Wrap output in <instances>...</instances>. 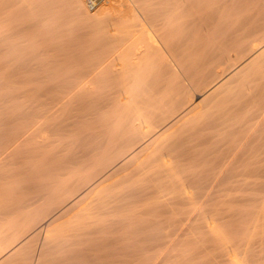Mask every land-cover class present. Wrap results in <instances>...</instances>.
I'll list each match as a JSON object with an SVG mask.
<instances>
[{
    "label": "bare ground",
    "instance_id": "bare-ground-1",
    "mask_svg": "<svg viewBox=\"0 0 264 264\" xmlns=\"http://www.w3.org/2000/svg\"><path fill=\"white\" fill-rule=\"evenodd\" d=\"M26 2L28 3L26 4L25 8L27 7L28 10L33 12L31 18L29 16V21L32 20L33 22L37 23L41 28H37L39 30H42V28L44 29V26L47 25L48 21H50L49 16L47 17L48 14L50 15V13L52 12V16H50V18H54V16H56L55 14H53V12L56 11V6L62 3L65 7H67L65 12H68L72 16V21H74L76 25H82V31L84 30L83 28H85V34H88V32H86L88 31V29H90V32L92 31L93 33H96L93 34L97 36L95 40L98 39L100 41L94 42H97L99 44L104 40L105 42L109 41L110 43H114L115 46L107 52H103L97 56L94 55V58H92L91 55L93 53L91 52L95 51L92 50L95 47L92 49L90 48L92 50L90 52V57L92 59L87 58L86 61L85 59H83L84 62L83 60L80 61L81 59H78V62H81L82 64H79L78 62V64L76 63L77 59L73 55V52L72 54H70V56L72 55L71 57L68 56L69 53L67 54L68 57L66 58L60 56L63 58V61L62 58L61 61L60 59L57 60L59 61L60 65H58L57 62L53 60L55 62L53 66L57 64L58 67L64 66L63 64L65 62V59H67L66 61H68V58H71L72 60H69H71L72 62L69 61V66L67 62V65H65L67 67H60V69H62L61 71L56 66L55 72H59V76H57L58 74H54V76L57 78L53 80L54 83L53 81L51 82L52 85L48 83L50 85L49 86L47 85V83H45L47 87L49 86L47 90L49 89L48 93L50 94V96L51 92L56 95L51 96L53 97L51 99L49 98V94V97H47V95L45 94V96L51 100L48 101V103H45V105L43 106V110L41 109L42 111H40L39 107L36 106V108L39 109L38 111H40L38 113L35 110L36 108L34 107L37 116L36 114L30 115L36 118L35 119L33 117V119L35 120L32 119V121H36L38 120V118H40L43 119L41 123H44L45 120H47L48 118L50 119L51 117L56 115V113H59V111L60 115L64 114L63 112L65 110L63 109V111L61 110V108H63V106L65 107L66 105H68L69 109L71 106H73L72 108L74 109V112L69 113L70 110L68 112L65 111V120H61L62 122L55 125H49L51 127H49L45 123L46 126L44 125L45 127H43L47 129L46 127L48 126L49 130L47 129V131H49L50 135H52L51 138H53L54 136L56 138L60 137L59 140H55L56 138L54 137L53 141H49L50 139L48 134L47 136L41 135L42 133L44 134V132L40 134V138L37 136L38 139L36 143H39L40 147H34L35 149L31 151L34 152L35 150H38L36 152H39L42 156H40L38 153L37 155L39 157L38 159H36V161H38L34 164V166H30V171H25L27 173V177L25 176V179L23 178L24 180L21 179L22 181H20V179L18 180V182L16 181L17 184L12 188L10 187L11 189L5 195H3V199L2 201H0V236H3V238L9 236V238H7L8 240L6 241L7 243L5 242V244H8V241H10L7 247L4 245V243L0 244V250L2 249L1 245L2 247L4 245L6 249L12 245L14 249L25 247V244L26 242H28V240L25 239L26 242L24 240L19 241L21 239V236L23 237L24 235H26V233L28 234V232L32 231L33 227L36 226L37 220L39 222V219L43 218V213H45V218L43 219H46V221L48 220L47 225L48 229L50 230L52 229V227L54 228V225H58L57 222H59L63 217V219H66L65 217L68 215H70L69 218L72 216L74 218L76 217L78 222L77 220H72V218H70L72 221L77 222L74 227L72 226L73 228L68 226L67 223L63 224H66V226H68V232L71 231L68 236L69 239L67 238L68 232L65 231L67 233L65 234L64 232H60L62 230H60L58 233L65 234L62 236L60 235L63 238L59 237V235L56 236V234L54 236L58 237L59 239L61 238L60 240H57L58 242H64V238L68 239L66 240L68 242H66L67 245L73 244L74 241V244H77L76 241H78L79 239H77L76 237L82 238L81 240L84 239L82 241L84 243V241L87 240V237L89 239L91 238L90 240H92L93 237H90L91 235L96 236V234L98 235V233L102 235L101 232H103V228L106 225L111 226V224H116L117 228L120 226V222H122L124 225V222L128 220L130 221L131 218L136 216V213H138L136 210L141 213V209H145L149 203L148 201H151L152 198L153 203H150L156 205V199H154V196H156L157 193L166 188V190L168 191L164 190V193H159V196L161 194H165V192L166 194H168L165 196L163 195V198H161L163 202L161 203L159 199H157L158 201H156L159 202L160 205L164 203V207L170 201L169 204H172L171 206L167 205L165 208L163 207L165 210L169 206L170 210L166 211V209L164 211L161 210L163 208H160V210L157 212L153 211L154 215L148 220H145L146 218L143 217H140L141 219L138 218L140 219V221H138L140 224L142 222L145 223V229L138 228V230L136 226L135 229H137L138 231L135 230L134 232L133 229V232L135 234L137 232L142 234L141 232L142 230H144L143 232L147 233V235H145L146 233L144 235L150 239L149 240L147 239V237L143 236L147 240H145L144 238L140 239V241L143 239L145 240L141 242L142 244L140 243V241H137L138 243H140L138 244L141 245L140 247H134L135 245H137V242L135 243V245H133L134 250H137L139 248L138 250H140V252L138 253L141 254V250H143V255H145V257L142 255L144 257L143 259H139L138 257V260L132 259L134 255L130 257L131 253L129 252L128 254L130 255H127L132 260L137 261H131V259H125L124 257L120 259L118 254H115V257V252L113 251L114 256L112 255L111 259L114 261L112 263H109V261H107V258H110L109 256H107V258H104L103 256V258L101 257L102 259H105L107 261V264H155V262H153L155 260L152 258L153 255H151L150 253L149 256L147 253H149L153 248H157L158 250L161 248V251L165 250V252H168V247L170 246H168V241L170 239L171 243V238H173L172 236L169 238V231L171 230H174L178 235L182 236L197 235L199 238L200 235L202 236L200 237L201 240L202 238L204 239L206 237H208L209 239V236L210 239L218 240V237L220 238L222 235L224 236L228 234L231 228H228L229 230L224 228L226 229L224 231L223 227H219V224V230L222 229L223 231L220 232L222 233L221 236L218 235L219 230L217 228V224L219 219L217 215L219 211L215 208L217 205L213 203L215 205L214 209H210L208 208V206L213 205L212 202L218 200L216 194H219L218 192L220 190L236 187V190L242 191V187H244L245 191L246 187L249 188V190L246 191L253 190V188L255 190L257 188L256 191L258 190L261 192V189L264 187V181L257 180L259 178L264 179L263 176L260 177V174L264 173V128L263 125L259 128L263 129L262 131L258 130L260 132L256 135L257 139L256 136L254 138L255 141L257 140L258 142L256 141L257 143L251 146V149L236 147L231 148V150L228 151V147L226 149V153L223 154L222 148V151L220 150V152L218 151L216 153L217 156L212 154L213 152L215 154L216 151V148L214 150H212L213 148L211 149V144L214 137L216 138V134L214 133L212 135L211 132L213 133V131H215V128L216 130L218 129L216 126H222V124L226 125V123H229V121L232 120L235 116L239 118V114L244 117L243 120H246L247 118V120H249V117H252L250 110L252 109L251 107H253V109H257L255 107H259L260 111H262V107H264V0H103L92 12H90L85 7L83 0H27ZM12 15L13 13L11 14V16ZM63 16L64 14L62 13V15L60 16L61 18L59 17L58 19L62 20L64 18ZM12 17L15 18L17 16L14 15ZM68 23L67 25H69ZM25 26L28 25L26 24ZM50 26H52V24ZM111 26H116L117 29L110 33L108 32V34L106 35L105 32L108 31ZM62 27L64 26L62 25ZM25 28L26 27L22 29L24 31L30 30V28ZM39 30L36 31L38 32ZM45 31L47 32L48 30ZM60 31H57L59 32L58 34H61ZM20 32L22 33V31ZM53 32L55 31H52V34H54ZM57 32H55V34ZM4 36H6L7 38V35ZM182 39L183 44L181 43ZM4 40L7 39L4 38ZM36 40L37 39H35V42ZM55 40L53 41L55 42ZM73 40L74 39H72L71 41ZM82 40L83 42H85L84 39ZM48 41H46V43H48ZM0 42L2 43L3 41ZM56 42H59V40H57ZM109 42L105 44H108L109 46ZM55 44L56 43H54V45ZM84 44L86 43H83V45ZM105 44L103 43V45ZM106 45L104 47H106ZM111 45L113 46V44ZM90 46L93 45L91 44ZM32 47L33 49L35 48L34 46ZM87 48H89L88 45ZM32 51L30 52L33 53ZM75 51L74 54L77 53ZM13 53L15 52H12V54ZM81 53L84 56V52ZM17 54L19 53L17 52ZM46 54L48 55V52ZM65 54L63 53V55ZM22 55L24 56L23 52ZM54 57L56 56L54 55ZM245 57H247V59ZM15 61L16 60H14V62ZM38 62L40 61L38 60ZM37 63L36 65L40 66ZM42 63L43 62H41V64ZM45 63H47V61ZM223 69L225 71L228 70L227 72H229L222 75L225 76L227 74L225 77L221 78V80H219L217 84H214V86H211L208 89H206L205 87V91L200 90L201 92H197V94L193 98H190V95L192 93H190L189 95V92H191L192 90H190L191 88L189 89V87L199 86L198 88H202L200 87L202 86L200 84L203 81H206V79L211 77V75L216 74V72L218 71L221 73V70ZM44 72L45 71H43V73ZM124 73L129 74V78ZM123 74L125 77H127H124L125 80H128L127 84L124 83L125 87L124 85H122L124 88L121 89V80L119 79L118 83L116 81H118L119 77L123 78ZM39 76L41 75L39 74ZM104 76L105 79L107 78L106 80H108V82L110 81V85L107 86L109 87V90L115 91L112 94L109 93V90L106 89L107 87H104V85L102 86V88H105L108 94L105 95L106 92H101V94L103 93L105 95L101 96L99 92L100 96L98 95L95 97V94L100 91L99 86L102 85H100V83L103 82L102 79H104ZM12 78L15 77H11V79ZM47 78L48 77H46V80ZM100 78H102V81H99L100 83L98 86L97 81ZM121 82H123V80ZM208 83H210L211 85V82ZM103 84L105 83L103 82ZM97 86L99 88H97ZM45 88L46 87H44L43 90H45ZM102 91H104V89ZM228 94L230 98L232 97L230 96V94L237 95V99H230L232 100L230 101V106L226 105L228 104V99H225L227 101L225 105L223 104V102L225 101H223L224 99H222L224 98L222 97L224 95H226L227 98ZM39 97L41 96L39 95ZM42 99L44 101V97H41V101ZM211 108L213 110H215L214 108H216V110L212 111ZM217 109V115H213V113L216 112ZM208 110L212 112V116L206 115L208 114ZM263 111L260 113H264ZM34 113L35 112L32 111V114ZM246 114L249 116H247V118L245 119L244 115ZM30 116H27L26 118L31 119ZM238 118L235 117V120L233 119V121H237L236 119ZM230 123L232 122L230 121ZM237 123L240 124L242 122L237 121ZM34 124L36 125V123ZM41 126L42 124L40 125L39 123L38 127L41 128ZM235 126L236 125H234V127ZM226 127L224 128L225 132L227 131L226 129L231 127V125L228 126V128ZM234 127H231L230 129ZM185 128H187L188 130H192V128H194L195 130L191 132H189V130L185 133ZM249 129H251V126ZM234 130L232 131L233 133ZM217 131L221 130L218 129ZM21 135L19 136L21 137ZM217 135L221 136L218 133ZM236 135L239 138V135ZM244 135H240L242 137L241 139L246 136ZM19 136L17 135V137ZM247 136L249 137L250 134H247ZM247 136L246 140L248 138ZM24 137H22L23 142H26V144L29 143L27 140L29 139L27 135H25ZM30 137H32L30 139H33L32 135ZM16 140L18 139H14L13 142H15ZM214 140L216 143L219 141H216L217 139ZM246 140L243 142H246ZM255 141H253V143ZM242 143L239 141L240 145ZM235 144L233 143L232 145L231 143L232 146H234ZM21 145L23 147V144ZM41 148L44 150L43 154L42 152H40L42 150ZM20 150L22 149L16 150V152H19ZM28 151L29 149L24 150V152L22 151L21 153L19 152V159L25 160L27 158L26 153ZM219 153L221 155H219ZM211 154L215 157H209V155ZM7 157H9V154ZM114 158H117V160L119 159L116 164L114 162L115 165H113V162L111 161H114ZM5 160L8 161V159ZM19 162L23 161L19 160ZM0 164L1 166L3 165V163ZM238 164L239 168L240 165L246 166L247 168H241L242 170H240L236 168V165ZM9 168L10 167H8V169ZM254 175L257 179H255V181L252 179L254 181L253 183L248 179ZM250 182L253 184L251 185ZM110 183L111 187H109L110 185L108 186V184ZM14 184L15 183H13V185ZM106 186L110 188L108 191L111 190V194H109V192H106L108 194H99L98 197L93 198V195H96L95 193L99 192V190L101 189H104V187ZM250 186L254 187L250 189ZM112 187L113 189L116 188V191H118L112 193L113 191H115H112ZM119 187L120 190L117 189ZM168 188H172V191L170 192L173 193H170ZM238 188H241L242 190ZM236 190L234 191L238 192ZM227 191L230 192V190ZM263 191L264 188L262 192ZM241 194L242 193H240V196ZM247 194L249 195V192ZM245 195L242 194V196ZM248 195L246 196L248 197ZM166 196H169L167 198L169 201L164 198ZM235 197L237 198V194ZM235 197L231 198L236 201L238 198L236 199ZM247 197L244 198L247 199ZM250 197L252 198V196ZM223 198L224 197H222V199ZM166 200L168 201V203L166 202ZM226 201L228 200L226 199ZM224 203L226 204V202H223V205ZM151 205H149L148 207H150ZM51 206L55 207H53L54 209L52 211L49 210ZM138 207L139 209H137ZM205 207H207L209 210ZM226 209H228V207H226ZM151 210L153 209L151 208ZM224 212L225 211H223V213ZM231 212L233 213V211ZM234 212L237 211L235 210ZM261 212L262 211H259V213H254L250 211V214H255L256 216H258ZM46 213H53V215H50L51 217L47 215L48 217H50L48 218L46 216ZM141 214L143 216V213ZM262 216H264V212H262ZM230 222H232V220ZM62 226L60 227L62 228ZM113 226L115 227V225ZM121 227H123L122 224ZM110 228L106 226L105 230L108 231ZM112 229H110L111 233L116 230L114 229V231H112ZM216 229L218 231H216ZM118 230H116V232ZM40 231L41 228H38L36 229V231H34L35 234H33L37 235L40 233ZM128 231L130 232L131 230ZM215 231L217 235L212 236V234H216L214 233ZM50 232L49 236L47 237L52 240V238L55 237H52V232ZM55 233H57V231ZM176 233H174L173 236ZM33 234L31 233L30 235L34 236ZM148 234L150 235L148 236ZM104 235L105 234L103 233V236ZM50 236L52 238H50ZM99 236H97V238H99ZM70 237L71 239L74 238V241L70 242ZM153 241H158L159 243L156 244L153 243ZM194 241L197 240L195 239ZM22 242L23 244H21ZM32 242H34V240ZM58 242L55 243L59 245ZM47 243L48 241L43 243L42 249L40 248V251H38L39 254L35 256V264H40V261L43 259L42 254H44V252L46 251L45 248L50 247L51 244L53 247H55L53 242L49 243V246L47 245ZM190 243L196 244V242ZM190 243V248H193ZM197 243V246H194L195 249L196 247L202 245L203 242ZM35 244L36 243L31 245ZM87 244L91 245L86 242V245ZM112 244L115 243L111 242L110 244L113 248ZM46 245L47 247L44 248V246ZM58 245H56L57 248L55 247L53 249L52 247L53 251L56 250V252H58V249L61 248L60 246H66V244H64L65 246L63 244L60 246ZM95 245L93 247L95 249V252L99 251L100 247H98L97 245V247L95 248ZM26 246H29V244H26ZM189 246L186 248L190 249ZM103 247L104 246L102 245L101 249ZM171 247L173 248L172 245L170 246V248ZM112 248L111 250H113ZM172 248L171 250H175V248ZM192 248L190 249V252H192ZM78 249L79 247L77 248V250ZM4 250L0 251V257ZM64 250L67 251L65 248H63V250L61 248L57 255L59 254L60 256H63V252L61 253V251ZM70 250L73 251L72 253H74L75 251V249ZM107 250L109 251V253H112V251H110L109 249H106L104 251L107 252ZM114 250H116V248ZM42 251L43 253H41ZM27 253L28 252H26V254ZM69 253L70 252H68V255ZM97 253L101 254L102 252L99 251ZM122 254L123 253H121V256H125L124 254ZM132 254H134V252ZM28 255H31V253ZM64 255H67V253ZM127 255L125 257H127ZM180 255L181 253L177 257H179ZM51 256L52 255L48 257ZM93 256L94 259L97 258H95V255ZM7 257L9 256L7 255ZM32 257H34V254ZM161 257L163 258L162 255ZM166 258L171 259L170 256H167ZM51 259L54 261L52 257ZM74 259L77 258H72V260ZM3 260L0 261L3 262ZM18 260L20 261V259ZM52 260L47 261V263ZM160 261V263H162V259ZM10 262H8V264ZM42 264H45V262H42Z\"/></svg>",
    "mask_w": 264,
    "mask_h": 264
},
{
    "label": "rangeland",
    "instance_id": "rangeland-1",
    "mask_svg": "<svg viewBox=\"0 0 264 264\" xmlns=\"http://www.w3.org/2000/svg\"><path fill=\"white\" fill-rule=\"evenodd\" d=\"M27 0H0V21H1V24H0V36L2 37H0V41H3L2 43L0 42V48L2 49V51H1V49H0V163H3V165L1 166V164H0V175L1 176H3V177H1L0 178V201H2V199H3V195H5L12 187H14L17 183H16V181L18 182V180L20 179V181H22V180H24L25 179V176L27 175V173L25 172V171H27V170H29L30 171V166L32 167V166H34V164L38 161H36V159H38V153L39 152H36V151H38V150H35L34 152H32L33 151V149H35L34 147H40V145H39V143H36V141H37V139H38V137L39 136H41V135H46L47 136V134L49 135V141H53L54 140V137L53 138H51L52 137V135H50V133H49V131H47V129H48V126L49 125H55V124H58V123H60V122H62V121H64L65 120V118H66V114H65V111L66 112H68L69 110L71 111H69V113H73L74 111V109L72 108L73 106H71L70 107V109H69V107H68V105H66L65 107L63 106V108H61V110H63L62 112L65 114H61L60 115V111H59V113H56V115H54L53 117H51L50 119L48 118H46L47 120H45V122L43 123H41V121H43V119H40V118H38V120H36V121H38V122H36V121H32V119H33V117L34 116H30V115H35L36 114V111H37V113L38 112H40V111H42L43 110V106L45 105V103H48V101H50L53 97H51V96H55L56 94H54L53 92H51V96H50V94L48 93L49 92V89L47 90V88H49V86L50 85H52V81L53 80H55L57 77H55L54 76V74L55 75H57L58 73H56L55 72V68H56V66H57V64L58 65H60L59 64V61H57L58 59H60V61H61V58L62 57H60V56H63L64 58H66V57H68V56H70V54H72V52H73V55L76 57V63L80 60V61H82L83 59H85V61H86V59L88 58V59H92V58H94L95 56H97V55H100L101 53H103V52H107L108 50H110L112 47H114L115 45H114V43H110L109 41H101V43H97V42H94V41H100V40H95L96 38H97V36L96 35H93V34H96V33H93L92 31L90 32V29H88V31H86V32H88V34H85V28H83L84 30L82 31V27L81 26H79L78 24L76 25L75 24V22L74 21H72L73 19H72V16L67 12H65L66 11V8L67 7H65L64 6V4H62V3H60V4H58V6H56V8H55V12H53V14H55L56 16H54V18H50V16H52L51 15V13H50V15L48 14L47 15V17L49 16V19H50V21H48L47 22V25L46 26H44L45 28H47V29H43L42 28V30H43V32H42V30H39V29H41L40 28V26H38V24L37 23H35V22H33L32 20L31 21H29L30 19H29V16H30V18H31V16H32V14H33V12L32 11H30V10H28L27 9V7L25 8V6H26V4L29 2H26ZM33 1V0H32ZM31 2V1H30ZM20 3V4H19ZM18 5V6H17ZM17 6V7H16ZM133 7V6H132ZM26 10V11H25ZM28 10V11H27ZM62 12H61V11ZM30 11V12H29ZM16 12V13H15ZM28 12V13H27ZM90 12H92V11H90ZM13 13V15L12 16H17V17H15V18H13L12 16H11V14ZM15 13V14H14ZM60 13V14H59ZM62 13L64 14V18L62 19V20H59L58 18L62 15ZM8 15V16H7ZM83 15V14H82ZM81 15V16H82ZM3 16H4V18H3ZM9 18V19H8ZM11 18V19H10ZM27 18H28V21H27ZM61 18V17H60ZM4 19V20H3ZM3 20V21H2ZM20 20V21H19ZM57 22H56V21ZM22 21V22H21ZM67 21V22H66ZM12 22H14V23H12ZM66 22V23H65ZM69 22V23H68ZM3 23V24H2ZM67 23L69 24V25H67ZM14 24H15V26H14ZM28 25V26H25V25ZM36 24V25H35ZM52 24V26H55V27H52V26H50ZM56 24H58V25H56ZM60 24V25H59ZM64 26V27H62V25ZM73 24H75V25H73ZM13 25V26H12ZM67 25V26H66ZM30 26V27H29ZM33 26V27H32ZM34 26H37V27H34ZM69 26V27H68ZM78 26V27H77ZM5 27V28H4ZM9 27V28H8ZM17 27V28H16ZM24 27H26L25 29H29L30 28V30H23L22 28H24ZM65 27H66V29H65ZM81 27V28H80ZM8 28V29H7ZM36 28V29H35ZM37 28H39V29H37ZM13 29V30H12ZM57 29V30H56ZM68 29V30H67ZM117 29V27L116 26H111L110 27V29L108 30V31H106L105 32V34L107 35L108 34V32L110 33V32H112V31H115ZM2 30V31H1ZM12 32H11V31ZM36 30H39L38 32L36 31ZM45 30H48L47 32L45 31ZM61 30V31H60ZM67 30V31H66ZM18 31H19V33H18ZM20 31H22V33L20 32ZM40 31H41V33H40ZM52 31H55V32H57V31H60V33L61 34H58L59 32H57L56 34H55V32H53L54 34H52ZM66 31V32H65ZM79 31H81V32H79ZM17 32V33H16ZM76 32V33H75ZM83 32V33H82ZM6 33V34H5ZM12 33V34H11ZM75 33V34H74ZM3 34V35H2ZM17 34H19V35H17ZM42 34V35H41ZM49 34H52V35H49ZM58 34V35H57ZM78 34V35H77ZM90 34H92V35H90ZM4 35H7V38H6V36H4ZM62 35V36H61ZM77 36V38H76V36ZM83 35V36H82ZM14 36V37H13ZM92 36V37H91ZM38 37V38H37ZM58 37V38H57ZM60 37H61V40H60ZM63 37V38H62ZM79 37V38H78ZM84 37V38H83ZM87 37V38H86ZM89 37V38H88ZM94 37V38H93ZM4 38L5 39H7V40H4ZM49 38V39H48ZM81 38V39H80ZM85 38H86V40H85ZM92 38H93V41H92ZM35 39H37L36 40V42H35ZM46 39V40H45ZM55 40V39H57V40H59V42H56L57 40H55V42L53 41V40ZM72 39H74L73 41H71ZM82 39H84V41L85 42H83V40ZM33 40V41H32ZM40 40H42V41H40ZM44 40V41H43ZM49 40V41H48ZM70 40V41H69ZM82 40V41H81ZM41 43H40V42ZM46 41H48V43H46ZM52 41H53V43H52ZM76 41V42H75ZM78 41V42H77ZM186 41V40H185ZM185 41H184V43H185ZM35 42V43H34ZM71 42V43H70ZM86 43V44H84L83 45V43ZM110 43V45L111 44H113V46L111 45H109L108 46V44L106 45L105 43ZM32 43V44H31ZM39 45H38V44ZM44 43V44H43ZM54 43H56L55 45H57V46H55L54 45ZM58 43V44H57ZM65 43V44H64ZM103 43L106 45V47H104L105 45H103ZM181 43L183 44V39L181 40ZM3 44V45H2ZM36 44V45H35ZM43 44V45H42ZM66 44H68V45H66ZM93 45V46H90V45ZM96 44H97V47H96ZM30 45H31V47L32 46H34L35 48L33 49V47H32V49H31V47H30ZM49 45V46H48ZM71 45H72V47H71ZM87 45L89 46V48H87ZM99 45V46H98ZM102 45V46H101ZM3 46V47H2ZM11 46H12V48L14 47V48H16V49H12L11 48ZM36 46H38V47H36ZM45 46H46V48H45ZM54 46V47H53ZM85 46V47H84ZM30 47V48H29ZM40 47H41V49H40ZM56 47H57V49H56ZM64 47V48H63ZM80 47V48H79ZM95 47V48H94ZM102 47V48H101ZM36 48H38V49H36ZM73 48H75V49H73ZM83 48V49H82ZM87 50H86V49ZM92 48H94V49H92V50H95V51H93V52H91L92 50L91 49ZM99 48V49H98ZM101 48V49H100ZM107 50H106V49ZM12 49V50H11ZM31 49V50H30ZM45 49H46V51L48 52V55L46 54L47 52L45 51ZM70 49V50H69ZM73 49V50H72ZM82 49V50H81ZM88 49H90V50H88ZM97 49V50H96ZM32 50H35V51H32ZM38 52H37V51ZM41 50V51H40ZM54 50V51H53ZM55 50H56V52H55ZM76 50V51H75ZM30 51H32L33 53H31ZM46 53H45V52ZM58 51V52H57ZM71 51V52H70ZM74 51L75 52H77V53H75L74 54ZM79 51V52H78ZM99 51V52H98ZM12 52H15V53H13L12 54ZM17 52L19 53V54H17ZM22 52L24 53V56L22 55ZM26 52V53H25ZM29 52V53H28ZM43 52V53H42ZM51 52V53H50ZM53 52V53H52ZM81 52H84V56L86 57H84L83 56V54L81 53ZM85 52H87V53H85ZM90 52L91 53H93L91 56H92V58L90 57ZM45 53V54H44ZM55 53V54H54ZM63 53L65 54V55H63ZM69 53V54H68ZM15 54V55H14ZM29 54V55H28ZM56 56V57H54V55ZM57 54V55H56ZM67 54H68V56H67ZM77 54V55H76ZM82 54V55H81ZM19 55H20V57H19ZM42 55V56H41ZM45 55V56H44ZM89 55V56H88ZM95 55V56H94ZM249 55H251V54H249ZM24 58H23V57ZM28 58H27V57ZM72 56V55H71ZM70 56V57H71ZM23 59H22V58ZM48 57V58H47ZM78 57V58H77ZM248 57V56H247ZM247 57H245L246 59H247ZM250 57V56H249ZM20 58V59H19ZM51 58H53V59H51ZM54 58H57V59H54ZM73 58V57H72ZM41 59H42V61H41ZM46 59V60H45ZM48 59H49V61H48ZM69 59H71V58H68V61H66L67 59H65L64 61V66L65 65H67V62H68V66H69V61L70 62H72L71 60H69ZM74 59V58H73ZM79 59V60H78ZM14 60H16L15 62H14ZM34 60V61H33ZM38 60L40 61V62H38ZM55 62H57V64H55L54 66H53V64L55 63ZM47 61V63H45ZM53 61V62H52ZM62 61H63V58H62ZM75 61V60H74ZM73 61V62H74ZM38 64V65H40V66H37L36 65V63ZM41 62H43L42 64H41ZM83 62H84V60H83ZM35 63V64H34ZM50 63V64H49ZM75 63V64H76ZM79 63V62H78ZM77 63V64H78ZM81 63V62H80ZM79 63V64H80ZM61 64H62V62H61ZM71 64V63H70ZM82 64V63H81ZM33 65V66H32ZM74 65V64H73ZM35 66H37V67H35ZM42 66H43V68H42ZM64 66H57V68L61 71L62 69H60V67H64ZM71 66V65H70ZM12 67H14V68H12ZM18 67H19V69H18ZM52 67V68H51ZM65 67H67V66H65ZM8 68V69H7ZM16 69H18V70H16ZM37 69V70H36ZM39 69V70H38ZM226 69V68H225ZM8 70H10V71H8ZM12 70H14V71H12ZM48 70V71H47ZM52 70H54V71H52ZM17 71V72H16ZM21 71V72H20ZM38 71V72H37ZM43 71H45L44 73H43ZM228 70H221V73L218 71V72H216V74H214V75H211V77H209L208 79H206V81H203L200 85H202V86H200V87H202V88H198L197 86H192V87H189V89L190 90H192L191 92H189V95H190V93H192L191 95H190V98H193L196 94H197V92L199 93V91L200 90H203V91H205V87H206V89H208V88H210L211 86H214V84H217L218 82H219V80H221V78H223V77H225V76H222L223 74H225V73H229V72H227ZM26 72V73H25ZM19 73H21V74H19ZM43 73V74H42ZM218 73H220V74H218ZM39 74L41 75V76H39ZM125 74V73H124ZM124 74H123V78L122 77H119L118 78V81H116L117 83L119 82V79L122 81L123 80V82H121L120 81V83H121V86L122 85H124V83L125 84H127V80L128 79H126L125 80V78H127V77H125L124 76ZM14 75V76H13ZM125 75H127L128 76V78H129V74H125ZM221 75V76H220ZM38 78H37V77ZM57 76H59V74L57 75ZM11 77H15V78H12L11 79ZM42 77V78H41ZM46 77H48L47 78V80H46ZM125 77V78H124ZM7 78V79H6ZM41 78V79H40ZM104 79H102V78H100L97 82H98V86H99V81H102L103 80V82L105 83V84H103V82L102 83H100V85L101 86H99L100 87V91H98L96 94H95V97L96 96H100V94H101V92H103V93H105L106 92V90H105V88H102V86H104V87H107V86H109L110 84H109V82H108V80H106L105 79V76L103 77ZM9 79V80H8ZM14 79V80H13ZM16 79V80H15ZM20 79V80H19ZM22 79V80H21ZM102 79V80H101ZM213 81H212V80ZM42 80H44V81H42ZM106 80V81H105ZM208 80H211V81H208ZM215 81V82H214ZM40 82V83H39ZM42 82V83H41ZM96 82V83H97ZM208 82H211V85H210V83H208ZM38 83H39V86H38ZM44 83V84H43ZM45 83H47V85H49L48 87H47V85L45 84ZM49 83V84H48ZM53 83H54V81H53ZM123 83V84H122ZM209 85H208V84ZM213 83V84H212ZM264 83V82H263ZM111 84H112V82H111ZM203 84H205V85H203ZM41 85H42V87H41ZM208 85V86H207ZM97 86V88H99ZM120 86V88L121 89H123L124 87H125V85H124V87L122 86L121 87ZM38 87H40V88H38ZM44 87H46L45 88V90H43L44 89ZM111 88V87H110ZM42 90V92H41V90ZM104 89V91H102ZM106 89H108L109 90V87H107ZM196 89V90H195ZM98 90V89H97ZM189 90V91H190ZM37 91H39V92H37ZM115 90H109L108 92L109 93H113ZM202 91V92H203ZM45 92V93H44ZM99 92H100V94H99ZM201 92V91H200ZM41 93H42V95H41ZM101 94V96H105L106 94H108L107 92L105 93V95L104 94ZM45 94L47 95V97H49V98H51V99H49V98H47L46 96H45ZM48 94H49V96H48ZM234 94V93H233ZM233 94H230V96H232L231 98L229 97V94H228V96H227V98H226V95H224V96H222V97H224V98H222V99H224L223 101H225V102H223V104L225 105V103H227V99H228V104H226L227 106H230L231 105V103H230V101H232L233 99H237V95H236V97H235V95H233ZM39 95L43 98L44 97V101H43V99H42V101H41V97H39ZM234 96V97H233ZM239 96V95H238ZM39 97V98H38ZM38 98V99H37ZM226 99V100H225ZM230 99H232V100H230ZM39 100V101H38ZM47 100V101H46ZM42 103H41V102ZM39 102V103H38ZM40 104V105H39ZM42 105V106H41ZM223 105V106H224ZM36 106H38L39 107V109H40V111H38L39 109L38 108H36ZM34 107L36 108L35 110H34ZM41 107V108H40ZM213 108V107H212ZM211 108V109H212ZM252 109H253V107H251ZM255 108H257V109H250L251 110V115H252V117L250 116L249 117V120H247L248 118H247V116H249V115H244L245 116V119L246 120H243V116H241L240 114L238 115L239 116V118L237 117V116H235L236 118H238V119H236L238 122H242V123H244V124H242V123H237V121H233V119L235 120V117L232 119V120H230L232 123H230V121H229V123L227 122L226 123V125H227V127H226V125L225 124H222V126H216L219 130H221V131H217L216 130V128L214 129L218 134H220L221 136H219V135H217V133L215 132V131H213V133L211 132V134L213 135L214 133L216 134L215 136H216V138L214 137V139H217L216 141H218L217 143L215 142V140L213 139V142H212V144H211V149L212 150H214L215 148V154H214V152L212 153L213 155H215V156H217L216 155V153L219 151L220 152V150L222 149L223 150V154H225L226 153V149L228 148V151L229 150H231V148H236V147H241V148H245V149H251V146H253V145H255L257 142L255 141V136L257 135V133H259L260 131H258V130H261L262 131V129L264 128V113H260V112H262L263 111V109H264V107H262V111H260V108L259 107H255ZM259 108V109H258ZM42 109V110H41ZM67 109V110H66ZM215 110H216V108H214ZM215 110H213L212 109V111H215ZM257 110H259V111H257ZM32 111L33 112H35L34 114H32ZM253 112H254V114H253ZM264 112V111H263ZM29 113V114H28ZM68 113V114H69ZM206 113V112H205ZM215 113V114H214ZM213 113V115H217V113H218V109H217V111L216 112H214ZM212 114V112L210 111V110H208V114H206V115H208V116H212L211 115ZM64 115V116H63ZM243 115V114H242ZM31 117V119L30 118H26V117ZM36 116H37V114H36ZM260 116H262V117H260ZM254 117V118H253ZM35 118V117H34ZM62 118V119H61ZM250 118H251V120H250ZM36 119V118H35ZM35 119H33V120H35ZM53 119V120H52ZM59 119H60V121H59ZM243 121H242V120ZM259 119V120H258ZM40 120V121H39ZM62 120V121H61ZM256 120V121H255ZM244 121H247V122H244ZM254 121V122H253ZM36 123V125L34 124V123ZM51 122H52V124H51ZM250 122V123H249ZM251 122H253V123H251ZM39 123H40V125L42 124V126H41V128H44L45 126H46V124L48 125L46 128L47 129H41V128H39L38 127V125H39ZM46 123V124H45ZM235 123V124H234ZM248 123H249V125H248ZM229 124V125H228ZM45 125V126H44ZM231 125V127H234V125H236L234 128H232V129H230V128H228V126H230ZM243 125V126H242ZM244 125H245V128H244ZM253 125V126H252ZM262 125H263V128H261V129H259L260 127H262ZM44 126V127H43ZM226 128H228V129H226L227 131L225 132V127ZM239 128H238V127ZM246 126H248L249 128H250V126H251V129H249L248 127H246ZM49 127H51V126H49ZM186 127H188V126H186ZM190 127V126H189ZM224 127V128H223ZM237 130H236V129ZM255 128V129H254ZM187 128H185V130H186ZM236 130V132H235V130ZM28 130V131H27ZM49 130V129H48ZM184 130V129H183ZM184 130V132L186 133V132H188L189 130L187 129L186 131ZM193 130H195L194 128H192V130H190L189 132H191V131H193ZM234 130V133L232 132ZM229 131H230V133H229ZM25 134H24V133ZM30 134H29V133ZM39 132V133H38ZM42 132H44V134L42 133ZM224 132V133H223ZM34 135H33V134ZM39 135H38V134ZM42 133V134H41ZM238 134L239 135V138H238V136L236 135V134ZM22 134V135H21ZM41 134V135H40ZM189 134V133H188ZM224 136H223V135ZM246 135L247 136V134L249 135L250 134V138L248 137L247 138V140H246V136L243 138V139H245L246 140V142H243V141H245V140H243V139H241L242 137L240 136V135ZM17 135L19 136V135H21V137H20V139H19V137H17ZM25 135H27V137L30 139V138H32V137H30L31 135L33 136V139H30V141H29V139H27L28 140V142L29 143H27L26 144V142H23V140H22V137H24ZM29 135V136H28ZM36 135V136H35ZM185 135V134H184ZM187 135V134H186ZM38 136V137H37ZM237 136V137H236ZM17 137V138H16ZM36 137V138H35ZM221 137V138H220ZM35 138V139H34ZM40 138V137H39ZM56 138V137H55ZM60 138V137H59ZM59 138L57 137L55 140H59ZM230 138V139H229ZM14 139H18V140H16L15 142H13L14 141ZM24 139H25V137H24ZM225 141H223V140ZM233 139V140H232ZM256 139H257V136H256ZM221 140H222V142H221ZM263 140V139H262ZM18 141H19V143H18ZM239 141L242 143L241 145L239 144ZM253 141H255L254 143H253ZM12 142V143H11ZM20 142H21V144H23V147H22V145L20 144ZM240 145H238L237 143ZM218 145V147H217V145ZM219 143V144H218ZM231 143H232V145H233V143L235 144L234 146H232L231 145ZM26 144V145H25ZM37 144V145H36ZM216 146H215V145ZM250 144V145H249ZM25 145V146H24ZM221 145V146H220ZM237 145V146H236ZM245 145H247V146H245ZM14 146H15V148H14ZM21 146V147H20ZM18 147V148H17ZM37 147V148H38ZM8 148V149H7ZM29 149V151L26 153V156H27V158L25 159V160H21V159H19V157H20V154H19V152L21 153L22 151L24 152V150H28ZM9 149H11V150H9ZM15 149V150H14ZM19 149H22V150H20L19 152H16V150H19ZM42 149V148H41ZM32 150V151H31ZM211 150V151H212ZM221 150V151H222ZM6 151H7V153H6ZM14 151V152H13ZM31 151V152H30ZM40 151V150H39ZM44 150L42 149L40 152H42V154L44 153L43 152ZM6 153V154H5ZM19 155H18V154ZM31 153H33V154H31ZM8 154H9V157H7L8 156ZM16 156H15V155ZM28 154V155H27ZM30 154V155H29ZM212 154L211 155H209V157H215V156H212ZM7 155V156H6ZM22 155V154H21ZM33 155V156H32ZM39 155H40V153H39ZM219 155H221L220 153H219ZM218 155V156H219ZM6 156V157H5ZM13 156H15V157H13ZM40 156H42V155H40ZM11 157H12V159H11ZM18 157V158H17ZM35 157V158H34ZM41 158V157H40ZM5 159H8V161L7 160H5ZM20 161H23V162H19V160ZM4 160V161H3ZM28 160H30V161H28ZM3 161V162H2ZM113 163V165H115L118 161H119V159L117 160V158L115 159L114 158V161L113 160H111ZM12 162V163H11ZM20 164H19V163ZM114 162H115V164H114ZM6 163V164H5ZM9 163V164H8ZM30 165H29V164ZM33 163V164H32ZM15 164V165H14ZM109 164V163H108ZM110 164H111V162H110ZM6 165V166H5ZM113 165H111V166H113ZM6 168H5V167ZM13 166V167H12ZM27 166H29V167H27ZM110 166V167H111ZM237 167L236 168H238V169H240V170H242V169H245V167L246 166H241L240 165V168L238 167L239 166V164L238 165H236ZM8 167H10L9 169H8ZM109 167V168H110ZM4 168V169H3ZM27 168V169H26ZM242 168V169H241ZM247 168V167H246ZM3 169V170H2ZM32 170V169H31ZM5 171V172H4ZM3 172V173H2ZM26 173V174H25ZM30 173V172H29ZM3 174V175H2ZM263 174V175H262ZM255 176V175H254ZM254 176H252V177H250L248 180H251L253 183H254V181H255V179H257L256 178V176L254 177ZM261 176H263L264 177V173H261L260 174V177ZM27 177V176H26ZM259 177V176H258ZM24 178V179H23ZM22 179V180H21ZM254 181H253V180ZM264 181V179L263 178H259L257 181ZM13 183H15L14 185H13ZM251 183V182H250ZM253 183H251V185L253 184ZM11 185H13V186H11ZM110 185V186H109ZM113 185V184H112ZM108 186L109 187H111V183L110 184H108ZM254 186H255V184H254ZM253 186V187H254ZM11 187V188H10ZM249 187V186H248ZM251 188L250 189H252L253 187L252 186H250ZM255 188H256V186H255ZM264 188V187H263ZM263 188L261 189V192L260 191H256V189L254 190V188H253V190H250V191H246V190H249V188H246L245 187V191H244V187H242V189L241 188H238V189H240V190H242V191H239V190H236V187L235 188H231V189H224V190H220L218 193L219 194H216L217 196V199L218 200H215L214 202H212V204L214 203V204H216L217 206L215 207V205L213 204V205H209L208 206V208H213L214 209V207L219 211L218 212V215H217V217H218V219H219V221H218V224H217V228H218V225H219V227L220 228H222L223 227V230L225 231L226 229L227 230H229L230 228H231V230H230V232L228 233V234H226V235H222V233H220L221 231H223L222 229H220L219 230V228H218V230H219V233H218V235L219 236H221L220 238L218 237V240H213V239H210V236H209V239H208V237H206V238H202V240L200 239V237H202V236H200L199 235V238H198V236L197 235H191V236H188V235H184V236H182V235H178L174 230H171V231H169L170 232V234H169V238L172 236L173 238H171V243H170V239H169V241H168V246L170 245H172L173 246V248H175V250L173 249V250H171V248H170V246L168 247V252H165V250H163V251H161L160 249L158 250L157 248H153L149 253H147L148 255L151 253V255H153V259L155 260V261H153V262H155V264H264V216H262V212H264V191L262 192V190H263ZM105 189V190H104ZM104 189H101V190H99V192H97V193H95L96 195H93V198L94 197H98L99 196V194L100 195H105V194H108V193H106V192H109V194H111L110 192H111V190L110 191H108L110 188H108L107 186L106 187H104ZM117 189H119L120 190V187L119 188H117ZM122 189V188H121ZM167 189V188H166ZM166 189H164L165 191H168V190H166ZM169 189V188H168ZM232 189H234V190H236V191H238V192H235L234 190H232ZM104 190V191H103ZM113 190H115V191H113ZM164 190H162V191H160L161 193H164ZM226 190V191H225ZM227 190H230V192L229 191H227ZM5 191V192H4ZM101 191V192H100ZM112 193H115V192H117L116 191V188H114L113 189V187H112ZM170 191H172V188H170L169 189V192ZM231 191H233V192H231ZM159 192V193H160ZM168 192V193H169ZM228 192V193H227ZM243 192H246V193H243ZM249 192V195L247 194ZM159 193H157L156 194V196H154L155 198L154 199H159V201L162 203L163 202V200L161 199V198H163V195L165 196V195H168V194H166V192H165V194H161L160 196H159ZM170 193H173V192H170ZM231 193H232V195L233 194H235V195H231ZM240 193H242L243 195H248V197H249V200H248V197L245 195V196H242V194H241V196H240ZM256 193V194H255ZM236 194H237V198L235 197L236 196ZM250 196H252V198L250 197ZM157 197H159V198H157ZM169 196H166V197H164V198H168ZM221 197V198H220ZM222 197H224L223 199H222ZM236 198L237 200L236 201H238V202H236L234 199H232V198ZM247 197V199H245V198ZM228 200V201H226V199ZM220 199V200H219ZM240 199V200H239ZM243 199V200H242ZM152 200H153V198L151 199V201L149 200L148 202V205L146 206V208L145 209H141V213H143V216H142V214L138 211V210H136L138 213H136V211H135V213H136V216H134L133 218H131L130 219V221L132 222V224H131V222L128 220V221H126V222H124V225H123V223L122 222H120V226L117 228L116 227V224H113V225H115V227L111 224V226L110 225H106L108 228H110V227H112V228H110V229H112V231H114V229H116V230H118L117 232H116V230L114 231V232H112L111 233V230L109 229H107L108 231H109V233H108V231H106L105 230V228H106V226H104V230H103V232H101L102 233V235L101 234H99L98 233V235L96 234V236L95 235H91L90 237H93V238H95V239H93L92 238V240H90L88 237L86 238L87 240L86 241H84V243L82 242L83 240H81L82 238H78V237H76L77 239H79L78 241H76L77 242V244H74L75 243V241L73 240V239H71V237H70V239H71V241L70 242H72V241H74V243L73 244H68L67 245V241L66 240H68L69 239V234H70V232H68V226H70V227H74L76 224H77V222H78V220H77V218L75 217H73L72 215V217H70V218H72V220H77V222H75V221H72L70 218H69V216L70 215H68V216H66L65 218L66 219H61L59 222H57L58 223V225L56 226V225H54V228L52 227V229L50 230V229H48V223H47V221H46V219H43V218H45L44 216H45V213H43L42 215V217L43 218H40L39 219V222H40V224H39V222H38V220H37V223H36V226H34L33 227V229H32V231H30L32 234L34 233V231H36V229H38V228H41V231H40V233L39 234H41V235H39V234H37V235H34V236H32V235H30L31 233L30 232H28V234L26 233V235H24L23 237L21 236V239L19 240V241H22V240H24L25 242H26V240H28V242H26V244L28 245L29 244V246H26V244H25V247H20V248H17V249H14L13 248V245L12 246H9L7 249H6V247L8 246V244H9V241H8V244H5V242L8 240L7 238H9V236L8 237H4L3 238V236H0V240H1V243L0 244H2V243H4V245L6 246H4L3 245V247H2V245H1V250H4V247H5V250H4V252L1 254V257H0V260L2 261L4 258L5 259H10L11 260V262H10V260H3V262H1L0 264H8V262H10L11 264H35V256L37 255V254H39L38 253V251H40V248L42 249V246H43V243H45V242H47L48 241V243H47V245L49 244V243H51V242H53L54 243V245H55V247H56V245H58L57 243H55V242H58L57 240H60L61 238H63V237H61L62 235H65V234H67L66 232H68V235H67V238L68 239H66V238H64V242H58L59 243V245L58 246H60V245H64V244H66V246L65 247H63V246H60L61 248H62V250H63V248H65L67 251H61V253L63 254V256L61 255H57V253L61 250V248L60 247H58V248H60V249H58V252H56V250H54L53 251V249L55 248V247H53L52 246V244L50 245V247H47V245L46 246H44V248L45 247H47V248H45V250H43V251H45L44 252V254H42L43 256H42V260L40 261V264H42V262H45V264H50L51 262V264H101V263H103V264H107V261H109V263L111 262H113L114 260H112L111 258V256L113 255V251L115 252L114 253V255L116 254H118V256L120 257V259L122 258V257H124L125 259H131L130 257H132L133 255V257H132V259H137L138 260V258L139 259H143L144 257H145V255H143L144 253V251L143 250H141L142 251V253L140 254V253H138V252H140V250H134V247H140L141 245H138V244H140L141 242H143V241H145V240H147V239H149L147 236H145V235H147V233L145 234L143 231L144 230H142V234H140L139 232H137L136 234L134 233L135 232V230H137L138 228H144L145 229V223L144 222H142L141 224L138 222V221H140V219L143 217V218H146L145 220H148V219H150V218H152V216L154 215V212L156 211H159L160 210V208H163L164 207V203L163 204H161L160 205V203L159 202H157L156 200H155V202H156V205L154 204H152L153 202H152ZM168 200V199H167ZM166 200V202L168 203V201ZM246 203H245V202ZM150 202H152V203H150ZM154 202V203H155ZM219 202H221V203H219ZM223 202H226V204L224 203V205H223ZM169 203H170V201H169ZM167 204V205H170V204ZM153 206H152V205ZM160 206H159V205ZM220 204V205H219ZM245 204V205H244ZM149 205H151L150 207H148ZM167 205H165V207L167 206ZM172 205V204H171ZM170 205V206H171ZM54 206H51L50 207V211H52L54 208H53ZM99 207H100V205H99ZM156 207V208H155ZM164 207V208H165ZM169 207V206H168ZM168 207L165 209L166 211H169L170 210V207H169V209H168ZM221 207V208H220ZM226 207H228V209H226ZM231 207V208H230ZM141 208V207H140ZM151 208L153 209V210H151ZM154 208H155V210H154ZM164 208L163 209H161V210H164ZM205 208H207V207H205ZM207 208V209H208ZM103 209V208H102ZM134 209V208H133ZM135 209H136V207H135ZM137 209H139V207L137 208ZM225 211V212H227V213H223V211ZM225 209V210H224ZM48 210V211H49ZM151 210V211H150ZM164 210V211H165ZM209 210V209H208ZM208 210H206V211H208ZM221 210V211H220ZM229 210V211H228ZM237 211V212H234V211ZM47 211V212H48ZM142 211H144V212H142ZM154 211V212H153ZM231 211H233V213L231 212ZM239 211V212H238ZM250 211L251 212H254V213H259V211H262L261 213H260V215H258V216H256L255 214H250ZM50 213V212H49ZM138 214V215H137ZM141 214V215H140ZM244 214V215H243ZM52 216L53 215V213H51V214H48V213H46V216ZM135 215V214H134ZM47 216V217H48ZM50 216V217H51ZM220 216H222L223 217V220H222V217H220ZM233 216V217H232ZM235 216V217H234ZM50 217H48V218H50ZM107 217H109V216H107ZM141 217V218H140ZM220 217V218H219ZM138 218H140V219H138ZM229 218H230V221L232 220V222H230L229 221ZM233 218V219H232ZM43 221H42V220ZM116 219V218H115ZM45 220V221H44ZM220 220H222V221H220ZM227 220V221H226ZM81 221V220H80ZM79 221V222H80ZM130 222V223H129ZM64 223H67V225L68 226H66V224L65 225H63ZM199 223H201V222H199ZM39 224V225H38ZM117 224H119V223H117ZM121 224H122V226L123 227H121ZM38 225V226H37ZM63 225V226H62ZM127 225V226H126ZM139 225V226H138ZM147 225V224H146ZM60 226H62V228L60 227ZM66 228H65V227ZM135 226H136V228L137 229H135ZM228 226V227H227ZM36 227V228H35ZM44 227V228H43ZM58 227V228H57ZM70 227H69V230H70ZM72 227V228H73ZM121 227V228H120ZM48 229V231H47V229ZM51 228V227H50ZM224 228H226V229H224ZM229 228V229H228ZM133 229H134V232H133ZM57 231V233H55L56 231ZM60 230H62V231H60ZM127 230V231H126ZM128 230H131L130 232L128 231ZM139 230V229H138ZM137 230V231H138ZM217 229H216V231H218ZM52 233H51V232ZM53 231H54V234H53ZM64 232L65 234H59L58 232ZM66 231V232H65ZM106 231V232H105ZM216 231L214 232V233H216ZM49 232L51 233V235H53L52 237H55V238H52L51 236H50V238H52V240L51 239H49V237H47V236H49ZM122 232H124V233H122ZM126 232H127V234H126ZM103 233L106 235H104L103 236ZM115 233V234H114ZM129 233V234H128ZM174 233H176L174 236H173V234ZM47 234V235H46ZM56 234V236H58L59 235V237H61L60 239L58 238V237H56V236H54ZM133 234V235H132ZM145 234V235H144ZM61 235V236H60ZM101 237H100V236ZM110 235H111V237H110ZM139 235V236H138ZM150 234H148V236H149ZM216 236L217 235V233L216 234H212V236ZM6 236V235H5ZM38 236V237H37ZM40 236V237H39ZM45 236V237H44ZM97 236H99V238L101 239H99V238H97ZM103 236V237H102ZM115 236V237H114ZM116 236H117V238H116ZM132 236H133V238H132ZM143 236H145V237H147V239H145V237H143ZM178 236V237H177ZM181 236V237H180ZM2 237V238H1ZM31 237H33V238H31ZM109 237V238H108ZM118 237H119V239H118ZM124 239H123V238ZM135 237V238H134ZM137 237V238H136ZM140 237V238H139ZM190 237V238H189ZM6 238V239H5ZM28 238H30V239H28ZM44 238H46V239H44ZM57 238V239H56ZM75 238V239H76ZM97 238V239H96ZM114 238V239H113ZM126 238V239H125ZM139 238V239H138ZM142 238H144L143 240H141L140 241V239H142ZM186 238V239H185ZM26 239V240H25ZM34 240V242H32L33 240ZM44 239V240H43ZM76 239V240H77ZM105 239V240H104ZM112 241H111V240ZM136 239V240H135ZM138 239V240H137ZM178 239V240H177ZM188 239V240H187ZM190 239H191V241H190ZM197 240V241H194V240ZM200 239V240H199ZM3 240V241H2ZM30 240H32V241H30ZM56 240V241H55ZM119 240H121V241H119ZM128 240H129V242H128ZM135 240V241H134ZM150 240V239H149ZM23 241V242H24ZM40 241V242H39ZM55 241V242H54ZM105 241V242H104ZM134 241V242H133ZM140 241V243H138V242ZM176 243H175V242ZM184 241H185V243H184ZM188 241V242H187ZM23 242L21 243V244H23ZM24 242V243H25ZM30 242V243H29ZM41 242H43V243H41ZM67 242V243H66ZM86 242H88L89 244H91V245H86ZM91 242V243H90ZM104 242V243H103ZM111 242H113V243H115V244H112L113 245V248L111 247ZM137 242V245H135V243ZM190 242H196V244H194V243H190ZM197 242H203L202 243V245H200V246H198V247H196V249H198V250H196L195 248H194V246H197ZM7 243V242H6ZM34 243H36L35 245H31V244H34ZM62 243V244H61ZM94 243V244H93ZM110 243V244H109ZM145 243V242H144ZM151 243H152V241H151ZM153 243H159L158 241L156 242V241H153ZM179 243V244H178ZM188 243V244H187ZM189 243L193 246V248H192V252H190V246H189ZM40 244V245H39ZM83 244H84V246H83ZM96 244V245H95ZM105 244H107V245H105ZM108 244H109V246H108ZM131 244H132V246H131ZM142 244V243H141ZM146 244H147V242H146ZM148 244H149V242H148ZM185 244H187V245H185ZM38 245H39V247H38ZM48 245V246H49ZM75 245H77V246H75ZM94 245H95V248L97 247V245H98V247H100L99 248V251H101L102 253L100 254H98L97 252H99V251H96L95 252V249L93 248L94 247ZM99 245H103L104 247V249L102 250L101 249V246H99ZM133 245H135L134 247H133ZM177 245V246H176ZM37 246V247H36ZM69 246V247H68ZM72 246V247H71ZM88 246H90V247H88ZM182 246V247H181ZM189 246V248L190 249H188V248H186V247H188ZM29 247H30V249H29ZM33 247V248H32ZM52 247H53V249H52ZM79 247V249L77 250V248ZM82 249H81V248ZM125 247H126V250H125ZM178 247V248H177ZM180 247V248H179ZM22 248V249H21ZM36 248V249H35ZM57 248V247H56ZM75 249V251H74V253H72L73 251H71L70 249H72V250H74ZM111 248L113 249V250H111ZM116 248V250H114ZM129 248V249H128ZM183 248V249H182ZM34 251H33V250ZM47 249H48V251H47ZM52 249V250H51ZM106 249H109L110 251H112V253L110 252L109 253V251L107 250V252L106 251H104V250H106ZM177 249V250H176ZM182 249V250H181ZM196 250V251H194V250ZM0 250V251H1ZM28 250V251H27ZM30 250H32V251H30ZM98 250V249H97ZM185 250H187V251H185ZM189 250V251H188ZM24 251H26V252H28L27 254H26V252H24ZM43 251L41 252V253H43ZM194 251V252H193ZM7 252V253H6ZM31 253V255H28V254H30ZM50 253V254H48V253ZM55 252V253H54ZM68 252H70L69 253V255H68ZM118 252V253H117ZM131 253V255L130 254H128V253ZM134 252V254H132ZM154 252H156V253H154ZM158 252V253H157ZM185 252H188V253H185ZM12 253V254H11ZM18 253V254H17ZM53 253V254H52ZM67 253V255L69 256H67V255H64V254H66ZM77 253V254H76ZM94 253V254H93ZM121 253H123L125 256L128 254V255H130V257L127 255V257H125V256H121ZM172 253V254H171ZM181 253V255L179 256V257H177L179 254ZM250 253V254H249ZM10 254V255H9ZM14 254H15V256H14ZM33 254H34V257H32L33 256ZM54 254H56V255H54ZM72 254V255H71ZM82 256H81V255ZM103 254V255H102ZM122 254V255H123ZM146 254V255H147ZM166 254V255H165ZM7 255L9 256V257H7ZM21 255V256H20ZM50 255H52L51 257L54 259V261L51 259V257H48V256H50ZM71 255V256H70ZM92 255V256H91ZM93 255H95V258L96 259H94V256ZM105 255V256H104ZM113 255V256H114ZM116 255H115V257H116ZM141 255V256H140ZM144 257H143V256ZM161 255L163 256V258L161 257ZM54 256V257H53ZM57 256H58V258H57ZM75 256V257H74ZM90 256V257H89ZM104 258H107V256H109L110 258L108 259L107 258V261L105 260V259H102L103 257ZM136 256V257H135ZM150 256V255H149ZM165 256V257H164ZM167 256H170V258L171 259H169V258H166ZM171 256H173V257H171ZM18 257V258H17ZM93 257V258H92ZM102 257V258H101ZM114 257V258H115ZM138 257V258H137ZM50 258V259H49ZM72 258H77V259H74V260H72ZM100 258H101V260H100ZM156 258V259H155ZM162 259V263H160L161 261V259ZM167 259V261H166V259ZM18 259H20V261L18 260ZM59 259V260H58ZM65 261H64V260ZM85 259V260H84ZM98 259V260H97ZM131 259V261H137V260H132ZM158 259H159V261H158ZM169 259V260H168ZM173 259V260H172ZM17 260V261H16ZM49 260H52V261H50V262H48L47 263V261H49ZM77 260V261H76ZM95 260H97V261H95ZM15 261V262H14ZM174 261V262H173ZM6 262V263H5ZM55 262V263H54ZM158 262V263H157ZM164 262V263H163ZM171 262V263H170ZM9 263V264H10ZM108 263V264H109ZM154 264V263H153Z\"/></svg>",
    "mask_w": 264,
    "mask_h": 264
},
{
    "label": "built area",
    "instance_id": "built-area-1",
    "mask_svg": "<svg viewBox=\"0 0 264 264\" xmlns=\"http://www.w3.org/2000/svg\"><path fill=\"white\" fill-rule=\"evenodd\" d=\"M103 0H83L85 7L93 11Z\"/></svg>",
    "mask_w": 264,
    "mask_h": 264
}]
</instances>
